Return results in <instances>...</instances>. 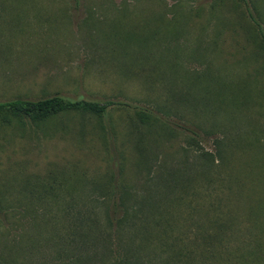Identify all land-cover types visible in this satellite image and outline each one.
Returning <instances> with one entry per match:
<instances>
[{
    "label": "rangeland",
    "instance_id": "obj_1",
    "mask_svg": "<svg viewBox=\"0 0 264 264\" xmlns=\"http://www.w3.org/2000/svg\"><path fill=\"white\" fill-rule=\"evenodd\" d=\"M53 94L111 104L0 121V264H264V170L214 236L198 207L102 196L216 138L262 156L264 0H0V102Z\"/></svg>",
    "mask_w": 264,
    "mask_h": 264
},
{
    "label": "trees",
    "instance_id": "obj_2",
    "mask_svg": "<svg viewBox=\"0 0 264 264\" xmlns=\"http://www.w3.org/2000/svg\"><path fill=\"white\" fill-rule=\"evenodd\" d=\"M110 104L111 101L109 100L97 102L85 99H68L56 94L36 99H14L0 102V121L2 124H9L11 117H13L17 118L18 121L27 119L29 122L37 123L57 113L76 110L100 115ZM147 118L149 116L145 112H138L140 123L146 122ZM230 140L214 139V152L201 151L196 154V159L192 162H189L185 155L174 166H169L168 170H162L156 174H151L147 170L145 179L141 181L137 190H134L128 184H124L121 177L118 187L112 189L109 193L105 188L102 196L109 198L111 193L112 198L116 196L117 200L121 202L126 199L141 201L142 203L137 207H145L147 215L154 214L156 207L154 202L156 200L164 202L163 206L185 205L187 210L188 207L191 208L188 212H191L192 207H198L200 212L193 214L203 213L206 219L200 217L199 222L195 217V220L198 221L194 220V225L198 227L197 231L201 230L200 228L203 230L210 229L214 232L209 234L214 236L215 231L220 230L226 224L225 221L221 220L220 222L218 221L219 218L214 217L216 213L222 212L226 213L227 216H231L232 207H235L238 203L237 199L241 194V190H239L237 184L244 183L246 180L243 177L252 169L264 170V153L255 161L250 155L241 160V155L239 156L238 153L243 151V143L240 142L241 140L234 138ZM139 155H142L141 150H139ZM134 165L136 167L143 165L144 168L148 166L145 161H140L138 158L134 161ZM200 185L202 189H199ZM233 193H236V195L233 196ZM191 216L193 215L191 214ZM148 225L154 226V223ZM178 227L175 224L173 227H167V230L171 229L173 231ZM172 240L173 242L178 241V237H174Z\"/></svg>",
    "mask_w": 264,
    "mask_h": 264
}]
</instances>
